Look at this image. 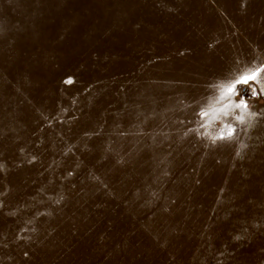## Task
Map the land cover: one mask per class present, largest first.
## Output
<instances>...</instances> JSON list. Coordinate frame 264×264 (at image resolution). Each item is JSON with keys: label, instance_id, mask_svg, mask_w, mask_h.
<instances>
[{"label": "rangeland", "instance_id": "1", "mask_svg": "<svg viewBox=\"0 0 264 264\" xmlns=\"http://www.w3.org/2000/svg\"><path fill=\"white\" fill-rule=\"evenodd\" d=\"M258 66L264 0H0V264H264Z\"/></svg>", "mask_w": 264, "mask_h": 264}, {"label": "snow or ice", "instance_id": "2", "mask_svg": "<svg viewBox=\"0 0 264 264\" xmlns=\"http://www.w3.org/2000/svg\"><path fill=\"white\" fill-rule=\"evenodd\" d=\"M261 73H264V66H258L254 69H247L238 79H236L234 82H231L227 85H222V94L220 96V100L224 99H230L233 95L236 93V86L238 84H245L249 85V82H258L260 84L259 93L256 91L255 88H253V94L254 95H264V75H261ZM69 83L71 81H68ZM251 86V85H249ZM236 108H242L251 116H255V113H251L249 110L248 103L241 99V101L234 105ZM204 115H207V113H204ZM238 119L243 120V116L238 117ZM228 136H232V130H229Z\"/></svg>", "mask_w": 264, "mask_h": 264}]
</instances>
